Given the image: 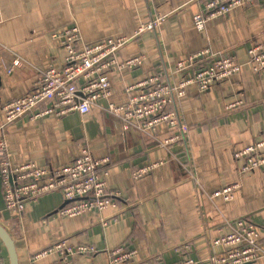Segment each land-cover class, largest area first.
I'll return each instance as SVG.
<instances>
[{
	"label": "crops",
	"instance_id": "0c3cea01",
	"mask_svg": "<svg viewBox=\"0 0 264 264\" xmlns=\"http://www.w3.org/2000/svg\"><path fill=\"white\" fill-rule=\"evenodd\" d=\"M160 8L178 10L158 30L134 35ZM196 10L192 0H0V138L7 159L14 165L64 166L85 145L94 157L110 158L107 187L118 193L117 207L62 217L56 211L61 194L49 192L16 215L5 210L0 185V223L15 237L18 264H56L55 252L33 256L61 239L102 249L75 255L73 264H110L104 249L119 245L136 253L116 264H170L186 255L202 264L223 252L213 244L230 231L223 222L239 217L259 228L263 254L248 264H264V170L240 174L234 160L236 150L264 141V70L254 71L247 53L264 40V0L212 18L201 31L193 23ZM70 26L80 31L79 46L132 36L107 72L109 97L85 114L23 116L3 126L5 103L32 91L48 67H64L65 50L52 33ZM203 49L234 54L240 70L204 91L188 85L175 99L168 109L187 130L169 148L158 146L169 134L165 124L154 134L142 132L133 124L125 127L108 109L141 92L135 85L145 78L159 74L176 83L184 74L174 75V66ZM135 56L140 64L119 67ZM15 58L23 64L8 74ZM45 106L38 104L36 110ZM146 164L153 165L151 172L134 179L132 171ZM237 181L240 187L231 200L207 202L212 192ZM0 253L6 254L1 242Z\"/></svg>",
	"mask_w": 264,
	"mask_h": 264
},
{
	"label": "built area",
	"instance_id": "2783aa9c",
	"mask_svg": "<svg viewBox=\"0 0 264 264\" xmlns=\"http://www.w3.org/2000/svg\"><path fill=\"white\" fill-rule=\"evenodd\" d=\"M254 0H192L197 6L193 15L194 27L201 31L205 23L216 17L227 15L231 10L253 3ZM178 8L158 9L147 21L141 23L134 35L146 30H158L161 24ZM59 45L64 48L65 65L61 69L48 67L44 70L34 89L15 100L5 103L3 126L27 116L31 120L45 114L63 116L72 111L80 114L89 112L91 106L102 98L109 97L110 81L107 72L116 65L118 51L132 39V36L106 38L94 43L77 45L80 31L77 26L63 27L54 33ZM248 62L254 71L264 70V40L247 51ZM141 63L135 56L119 67H134ZM23 63L13 59L6 67L10 74ZM241 64L232 53L213 54L208 49L196 51L174 66V75L184 74L176 83L163 81L159 74L145 78L135 86L142 89L133 94L122 105L109 104L108 109L125 123L135 125L142 132L156 133L159 125L165 124L169 130L166 138L159 141L160 148H169L186 132L187 127L179 122L169 106L185 95L188 85H195L204 91L212 83L222 82L239 72ZM46 103L41 110L38 104ZM234 104H229L231 107ZM240 174L255 169L264 170V141H255L234 152ZM110 158L94 157L87 146L83 145L77 157L64 166H38L34 162L12 164L6 157L5 142L0 138V185L4 208L8 213L21 214L29 202L49 192H59L63 203L57 208L62 217H75L91 211H101L107 207H117L116 191L107 187ZM152 164L142 165L132 171L134 179L149 174ZM193 177V176H192ZM240 183L233 182L208 195L211 202L217 198L229 201L234 197ZM203 206L201 205V210ZM223 225L230 231L217 236L214 245L222 247L223 252L205 260L208 264H247L258 259L263 250L259 243V228L252 221L237 218L225 220ZM110 264L127 262L136 253L123 245L104 249ZM102 251L93 243H71L61 239L43 248L33 257L55 252L59 256L56 264H73L75 255H93ZM203 261L202 264L205 262ZM0 264H7L0 255ZM170 264H201L186 255Z\"/></svg>",
	"mask_w": 264,
	"mask_h": 264
},
{
	"label": "water",
	"instance_id": "95a60500",
	"mask_svg": "<svg viewBox=\"0 0 264 264\" xmlns=\"http://www.w3.org/2000/svg\"><path fill=\"white\" fill-rule=\"evenodd\" d=\"M0 242L2 243V245L6 250L8 257V264H18V255L15 246V237L13 233L8 231L1 223H0Z\"/></svg>",
	"mask_w": 264,
	"mask_h": 264
},
{
	"label": "trees",
	"instance_id": "16d2710c",
	"mask_svg": "<svg viewBox=\"0 0 264 264\" xmlns=\"http://www.w3.org/2000/svg\"><path fill=\"white\" fill-rule=\"evenodd\" d=\"M4 247V246H3ZM4 250H5V248H4ZM5 253H6V250H5ZM1 254V253H0ZM2 255V254H1ZM5 256H3L4 258H5V260L7 261V264H8V257H7V253L6 254H4Z\"/></svg>",
	"mask_w": 264,
	"mask_h": 264
}]
</instances>
